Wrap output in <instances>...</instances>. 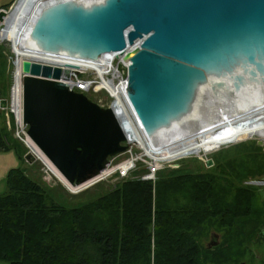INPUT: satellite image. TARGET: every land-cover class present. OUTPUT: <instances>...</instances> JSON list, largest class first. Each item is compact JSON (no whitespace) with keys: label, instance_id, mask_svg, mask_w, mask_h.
Listing matches in <instances>:
<instances>
[{"label":"water","instance_id":"obj_1","mask_svg":"<svg viewBox=\"0 0 264 264\" xmlns=\"http://www.w3.org/2000/svg\"><path fill=\"white\" fill-rule=\"evenodd\" d=\"M27 28L33 51L92 61L123 56L128 98L151 139L191 125L208 91L234 101L247 81L258 85L264 74V0H56L42 5ZM23 70L28 133L71 184L126 150L111 108L51 80L61 68L25 60ZM0 104L5 108L6 98ZM25 159L34 162L29 152ZM251 182L263 186L264 177Z\"/></svg>","mask_w":264,"mask_h":264},{"label":"trees","instance_id":"obj_2","mask_svg":"<svg viewBox=\"0 0 264 264\" xmlns=\"http://www.w3.org/2000/svg\"><path fill=\"white\" fill-rule=\"evenodd\" d=\"M9 133L0 123V149L15 148L24 165L9 171L7 191L0 193V261L204 264L208 247L201 238L213 225L227 232L217 258L236 255L240 262L246 249L238 232L250 225L264 236V197L258 185L245 183L264 176V151L257 141L243 144L246 149L236 156H216L204 170L164 168L155 182L124 178L72 203L27 172L26 148Z\"/></svg>","mask_w":264,"mask_h":264},{"label":"built area","instance_id":"obj_3","mask_svg":"<svg viewBox=\"0 0 264 264\" xmlns=\"http://www.w3.org/2000/svg\"><path fill=\"white\" fill-rule=\"evenodd\" d=\"M25 41L26 46H23L26 49L25 53H19V57L16 56L14 61L15 80L6 98L7 106L4 110H6L7 115L14 116L16 136L26 144L28 152L33 155L34 160L42 161L48 168V165L30 145L29 141L31 140L48 158L29 135V125L24 120V81L26 73L23 70V62L25 60L61 68V76L51 78V80L63 85L71 92L85 95L102 108H111L125 133L126 139L122 144L127 147L126 150L109 156L105 167L83 183L77 185L66 184L72 192H82L109 179L120 180L136 177L155 182L160 170L167 167L173 168L179 165L180 160L199 155L188 152L172 157L171 151L184 144V140L178 138L169 143L166 139H151L146 135L127 95V67L129 62L125 61L123 56H117L114 52H110L103 54L99 60L92 61L33 51L28 49L27 37ZM11 42L14 48V42ZM18 77L19 88H16Z\"/></svg>","mask_w":264,"mask_h":264},{"label":"rangeland","instance_id":"obj_4","mask_svg":"<svg viewBox=\"0 0 264 264\" xmlns=\"http://www.w3.org/2000/svg\"><path fill=\"white\" fill-rule=\"evenodd\" d=\"M56 0H0V10H7L6 14L0 19V102L3 98H7L12 85L15 80V63L16 56L19 57V53H25L26 49L23 46H26V42L24 40V36H27L28 33V25L32 21L34 15L37 10L44 4L53 2ZM14 4V5H13ZM9 5L7 8L6 6ZM13 8L10 10V8ZM5 6V7H4ZM10 10V11H8ZM8 20V21H7ZM7 21V22H6ZM12 30V31H11ZM12 34V37L10 35ZM7 38V39H5ZM5 39V40H2ZM9 39V40H8ZM14 42V48L12 46V42ZM224 98L225 101L223 103H217L215 101H211L206 106L204 105L203 111L208 113L207 115L212 118L220 119L226 118L233 115V118L237 115V112L241 110L240 107L237 106L236 102L233 101L231 96H226ZM251 100H259L260 105H264V93L252 94ZM249 99V100H250ZM236 104V105H235ZM236 106V107H235ZM221 108V109H220ZM228 109V110H227ZM0 110L3 112V115L0 117V123L4 127L7 126V130L10 132L9 134L20 141L23 146L26 148L25 154L28 152V148L26 144L21 141L16 136V124L14 120V116L7 115L6 110L1 107ZM228 111V113L226 112ZM221 112V113H220ZM231 112V113H230ZM222 114V115H221ZM231 114V115H230ZM205 115V113H204ZM225 116V117H224ZM201 124L195 123L194 128L197 129ZM239 131L236 135L231 138L229 141L224 143L223 145L216 147L207 151L206 153H202L201 155H194L188 158H184L180 160L179 165L173 168L186 167L190 170H204L209 168L207 165L206 159L215 158L216 156H220L223 154L231 153V155H238L241 153V147L249 144L252 141H258L262 139L264 141V132L256 130L260 127V123L256 122L254 118L250 117L247 119H243L239 123ZM196 136V135H195ZM8 139V138H7ZM260 145V144H258ZM264 151V144L261 145ZM246 149V148H245ZM214 160V159H213ZM27 161V160H26ZM23 161L18 157V151L15 148L9 150H1L0 149V193H5L7 191V177L9 171L13 167L23 166ZM214 165V164H213ZM212 165V166H213ZM211 167V166H210ZM172 168V167H167ZM27 172L31 174L34 178L41 181L44 185L48 186L50 191L53 194L58 195L60 198L66 199L67 202H75L78 198L90 199L105 191L110 187H114L119 180L109 179L107 181L101 182L89 189H86L82 192H72L64 182H62L55 174H53L42 161L34 160L33 163L27 162L26 165ZM260 177L259 179L263 178ZM245 180V183L256 184L251 181L259 180ZM258 185V184H256ZM260 192L264 197V185L260 186ZM87 192V193H86ZM83 196V197H82ZM244 226V225H243ZM254 226H244L243 232L239 231V236L244 240V248L246 249V254L244 257H240L238 262V256L230 255L227 257V261H222L217 258L218 250L221 248V243L223 240H226L225 234L227 233L225 229L219 228L218 226H209V228L205 231L201 238V242L204 248H207L208 243L212 239V234L217 233L219 236V244L214 246L213 250L210 248L204 249L203 252V262L204 264H264V236H261V233L256 234L253 233ZM238 246V247H237ZM235 249L241 250V246L237 245ZM208 251V252H207ZM238 255V254H237ZM0 264H10L7 261H0Z\"/></svg>","mask_w":264,"mask_h":264},{"label":"bare ground","instance_id":"obj_5","mask_svg":"<svg viewBox=\"0 0 264 264\" xmlns=\"http://www.w3.org/2000/svg\"><path fill=\"white\" fill-rule=\"evenodd\" d=\"M10 35L12 37L11 33ZM26 37L27 36H24V40H26ZM17 81L18 84L16 88L17 87L19 88V77L17 78ZM259 81L260 83L258 85H255L252 82L247 81L243 85L242 89L238 92L236 98L234 99V102H236L237 106L240 107L241 110L237 112V115L234 118L233 115L230 114L231 116L228 115V117L226 118L220 119L219 117L218 119H216V118H212L211 116L209 117L207 115L208 113L202 111V114L198 113V117L194 118L195 120L192 121L191 125L183 127L178 131L166 135L165 137L167 139V142L169 143L174 142L178 138L185 141L184 144L176 147L173 151H171L172 157L188 152H194L201 155L202 153H206L211 149L223 145L231 138H233L236 135V133L239 131V126H240L239 123L243 119H247L250 117L254 118L256 122L260 123V127H258L256 130L264 132V105H260L258 103L259 100L256 101L250 99L252 94L258 95L259 93L262 94L264 93V74L259 76ZM224 98L227 97L225 95L221 97L214 96V94L210 90L206 95L204 104L206 106L211 101H215L217 103H223L225 101ZM226 112L228 113V111ZM195 123L201 124L200 127L195 129L194 128ZM29 143L32 146V148L35 150V152L48 165L49 170L52 171L65 184L67 185L70 184L69 179H67L55 167V165L51 162V160H49V158H47L38 149V147L33 143V141L30 140Z\"/></svg>","mask_w":264,"mask_h":264}]
</instances>
